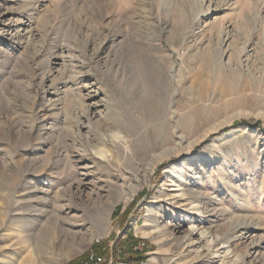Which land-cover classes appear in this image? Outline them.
Instances as JSON below:
<instances>
[{
  "label": "rangeland",
  "instance_id": "obj_1",
  "mask_svg": "<svg viewBox=\"0 0 264 264\" xmlns=\"http://www.w3.org/2000/svg\"><path fill=\"white\" fill-rule=\"evenodd\" d=\"M129 232L151 264H264V0H0V264Z\"/></svg>",
  "mask_w": 264,
  "mask_h": 264
},
{
  "label": "trees",
  "instance_id": "obj_2",
  "mask_svg": "<svg viewBox=\"0 0 264 264\" xmlns=\"http://www.w3.org/2000/svg\"><path fill=\"white\" fill-rule=\"evenodd\" d=\"M116 213H118V211ZM139 243L145 244L143 240L135 238L133 234L129 232L127 233L126 237L123 240L118 239L115 242L110 252L112 253L114 259L115 257H117L119 260H124L127 261L129 264H134L143 259L141 253L134 251V248ZM92 250L96 252L98 255H101L102 257L107 256L109 253L108 247H103L102 245H93ZM125 257H128V259H125ZM85 258L86 256L74 262H70L69 264H82Z\"/></svg>",
  "mask_w": 264,
  "mask_h": 264
},
{
  "label": "bare ground",
  "instance_id": "obj_3",
  "mask_svg": "<svg viewBox=\"0 0 264 264\" xmlns=\"http://www.w3.org/2000/svg\"><path fill=\"white\" fill-rule=\"evenodd\" d=\"M222 79V78H221ZM223 80V79H222ZM119 138V137H118ZM97 154H100V156H102L103 152H98ZM176 176V170L175 171H171L169 174V177H175ZM154 214H151L150 216H153ZM201 221V216L197 215L195 217L191 218L190 221V232H189V239L194 236V235H199L200 239L205 240L208 237V234L205 231H201L200 229H198V227L196 226V224L200 223ZM150 226H152L150 224ZM152 234H156L159 233V230H152L151 231ZM54 237V236H53ZM51 235L48 234H44L39 240H38V244L42 247V252L46 251H51V248L54 247L53 243L51 242ZM211 242V241H210ZM39 247V246H38ZM48 264H56V260H54L53 258H48ZM46 261V262H47Z\"/></svg>",
  "mask_w": 264,
  "mask_h": 264
},
{
  "label": "built area",
  "instance_id": "obj_4",
  "mask_svg": "<svg viewBox=\"0 0 264 264\" xmlns=\"http://www.w3.org/2000/svg\"><path fill=\"white\" fill-rule=\"evenodd\" d=\"M145 248L144 243H139L135 248V252L143 253V250ZM116 263H122V262H117L115 261L114 257L112 256V253L110 255V258L106 260L104 257L101 255H98L95 252H89L85 258V260L82 262V264H116ZM122 264H129L127 262H124ZM134 264H151L148 260V258H144L141 261H138Z\"/></svg>",
  "mask_w": 264,
  "mask_h": 264
},
{
  "label": "crops",
  "instance_id": "obj_5",
  "mask_svg": "<svg viewBox=\"0 0 264 264\" xmlns=\"http://www.w3.org/2000/svg\"><path fill=\"white\" fill-rule=\"evenodd\" d=\"M108 255H109V258H110V255H111L110 251H109ZM116 261H117V262H122V263L127 262V261H124V260L121 261V260H119V259H117ZM122 263H116V264H122ZM127 263H128V262H127Z\"/></svg>",
  "mask_w": 264,
  "mask_h": 264
}]
</instances>
